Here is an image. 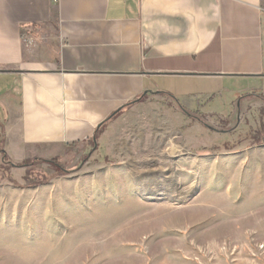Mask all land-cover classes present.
<instances>
[{"label":"rangeland","instance_id":"rangeland-1","mask_svg":"<svg viewBox=\"0 0 264 264\" xmlns=\"http://www.w3.org/2000/svg\"><path fill=\"white\" fill-rule=\"evenodd\" d=\"M243 110L144 103L58 167L0 164V264H264V87Z\"/></svg>","mask_w":264,"mask_h":264},{"label":"crops","instance_id":"crops-1","mask_svg":"<svg viewBox=\"0 0 264 264\" xmlns=\"http://www.w3.org/2000/svg\"><path fill=\"white\" fill-rule=\"evenodd\" d=\"M263 87L264 0H0V139L16 163L84 152L144 103L238 121Z\"/></svg>","mask_w":264,"mask_h":264},{"label":"trees","instance_id":"trees-1","mask_svg":"<svg viewBox=\"0 0 264 264\" xmlns=\"http://www.w3.org/2000/svg\"><path fill=\"white\" fill-rule=\"evenodd\" d=\"M142 102V100L140 101ZM131 106V105H128V107ZM126 107V108H128ZM124 108V110L126 109ZM177 108L183 113L185 114L186 116L194 119L195 121L199 122L200 124H202L203 126H207L206 124H203L202 121L200 120V118L194 114H191V113H188L186 112L184 109H182L181 107L177 106ZM122 110L119 111L113 118H116L118 117L120 114H122ZM112 118V119H113ZM111 120V119H110ZM109 120L104 123L103 125H101V127L98 129L97 133H96V138L103 132V130L105 129V127L107 126ZM0 155L2 157V161L3 163H6V164H10L12 165V163L10 162L9 158L6 156L5 152L3 151L2 147H0ZM57 162H58V159H53V160H50V161H47V160H42V159H31V160H27L25 161L22 166H29V165H34V164H37V163H47V164H50L54 167H58L57 165ZM13 166V165H12Z\"/></svg>","mask_w":264,"mask_h":264},{"label":"built area","instance_id":"built-area-1","mask_svg":"<svg viewBox=\"0 0 264 264\" xmlns=\"http://www.w3.org/2000/svg\"><path fill=\"white\" fill-rule=\"evenodd\" d=\"M52 3L56 5L58 4V0H52Z\"/></svg>","mask_w":264,"mask_h":264},{"label":"water","instance_id":"water-1","mask_svg":"<svg viewBox=\"0 0 264 264\" xmlns=\"http://www.w3.org/2000/svg\"><path fill=\"white\" fill-rule=\"evenodd\" d=\"M262 143H263V145H264V137H263Z\"/></svg>","mask_w":264,"mask_h":264}]
</instances>
